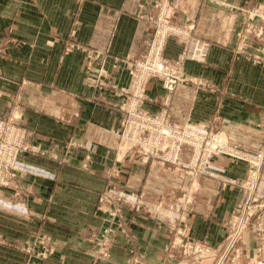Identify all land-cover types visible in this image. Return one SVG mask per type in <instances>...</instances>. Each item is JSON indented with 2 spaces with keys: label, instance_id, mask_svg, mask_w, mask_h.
Returning <instances> with one entry per match:
<instances>
[{
  "label": "crops",
  "instance_id": "obj_1",
  "mask_svg": "<svg viewBox=\"0 0 264 264\" xmlns=\"http://www.w3.org/2000/svg\"><path fill=\"white\" fill-rule=\"evenodd\" d=\"M175 1L173 22L192 20V34L206 40L209 51L202 61L186 62L185 80L168 104L162 80L150 79L145 91L157 101L143 106L155 114L166 110L174 125L222 130L240 148L264 153V20L254 14L264 12V0H247L258 6L248 11L208 0ZM153 3L0 0V117L20 88L21 125L30 143L19 155L26 172L12 180L25 207L0 206V264H171V226L181 227L184 216L192 237L220 247L194 264H231L235 255L234 264L259 259L255 220L238 238V252L226 258L223 246L234 208L251 195L264 204V161L253 176L249 162L219 155L211 160L213 175L193 177L182 165L121 154L124 105L136 59L150 50ZM244 25L263 36L245 38L237 49ZM174 38L166 49L170 59L181 50ZM181 159L188 160L185 151ZM109 184L116 197L135 193L141 206L121 205L117 219L125 232L117 229L110 257L96 261L90 237L107 225L99 198ZM187 189L188 204L182 203ZM15 192L0 185V202Z\"/></svg>",
  "mask_w": 264,
  "mask_h": 264
},
{
  "label": "built area",
  "instance_id": "obj_2",
  "mask_svg": "<svg viewBox=\"0 0 264 264\" xmlns=\"http://www.w3.org/2000/svg\"><path fill=\"white\" fill-rule=\"evenodd\" d=\"M254 14L264 20L263 11L256 9ZM172 27L173 24H171ZM156 35L160 36L159 44L155 46L152 43L148 55L135 62L133 85L130 91V100L127 102L129 106L126 108L128 113L127 123L125 122L123 130V135L125 133L129 134V138H124L125 151L128 153H144L148 157L147 160L159 158L165 163L182 165L186 170L190 171L193 177H197L201 173L213 175L214 172L210 170L212 158L226 155L249 162L256 169L252 173L255 176L264 161L263 152L252 154L240 148L230 142L227 134L222 130L210 129L191 123L184 126L174 125L170 122L166 110L162 115L156 116V114L143 106V103L150 99L145 91V86L150 79L162 80L167 104L177 84L185 80L182 63L179 60L173 61L163 56L162 42L165 39V35L161 34L159 30L156 31ZM161 36H164L162 40ZM21 136L17 139V144L20 146L19 139ZM18 150L13 155V160L15 161H17ZM183 151L188 156L186 161L181 159ZM8 165V163L0 164L2 166V181ZM19 165L21 164L19 163ZM248 184L250 187H254L253 180ZM256 200V197L251 195L234 208L233 215L235 219L233 220L236 222V226L234 227V232L231 233L228 250L232 252L236 249L238 238L255 220L253 217L257 216L258 219L256 218L255 221H257L256 223L260 229L261 240L259 259L256 264H264V204L257 203ZM212 252L213 250H211ZM235 257L237 256L235 255ZM235 262L236 259L231 260V264Z\"/></svg>",
  "mask_w": 264,
  "mask_h": 264
},
{
  "label": "rangeland",
  "instance_id": "obj_3",
  "mask_svg": "<svg viewBox=\"0 0 264 264\" xmlns=\"http://www.w3.org/2000/svg\"><path fill=\"white\" fill-rule=\"evenodd\" d=\"M153 14H151V19L153 21L154 25V33L151 36V44L153 43L155 46L159 44L160 40V34L156 35V31L159 30L161 34L165 35V39L163 40V56L165 58H168L166 56V49L168 46V43L170 42L171 38L175 37L174 40H177L179 43V47L181 48L179 56L175 59H170L173 61L179 60L180 63H182L183 66H185L186 62L188 60L191 61H202L204 60L206 56V52L209 51V44L206 43V40L200 39L195 37L193 33V29H190V24L186 26H181L175 22H173L172 18L175 14V7H176V1L175 0H153ZM210 3L215 4L217 7H233L234 9H241L244 8L247 11L253 10L254 8H257V4L252 5L251 2L244 0L246 2V6H240L237 2L232 0H208ZM173 24V27L171 28V24ZM246 25V24H245ZM245 25L242 29H240L237 33V37L239 42L237 41L236 48L239 49L241 46H243V39L247 38V41L251 38V42H254L256 40L255 36L259 37L262 34L255 33L254 30L249 29L248 32L245 31ZM178 30V31H177ZM192 31V32H191ZM244 34H248L247 37L244 36ZM174 32V33H172ZM169 33V34H168ZM168 34V37H167ZM263 36V35H262ZM164 38V36H161V40ZM242 39V40H241ZM148 55V54H147ZM146 55V56H147ZM145 56V57H146ZM142 58H137V60H141ZM11 96H8L10 103V109L8 113L4 117H0V164L8 163V168L5 171L4 178L2 181V166H0V185L4 186H13V188L16 189V192L14 193V196L10 200H6L7 203H10L13 205V208L15 210L24 209L25 207V200L23 197V194L21 193L19 186L13 185V178L16 176V174L24 173L25 167L22 165H19V155L24 150L29 149L30 143L27 140L28 139V130L21 125V117L23 116V101H22V92L20 91V88L15 92L11 93ZM125 112L126 117L123 121V127H122V137H121V143H122V151L121 154L128 155L130 154L131 157L134 156V159H140L141 161L147 160L148 157L144 153H138V152H131L128 153L125 151L124 138H129V134L125 133L123 135V130L125 127V122L128 116V113L126 111V108H128L129 103H125ZM152 112L151 110H149ZM165 110H162L159 114H156V116L162 115ZM153 113V112H152ZM155 114V113H154ZM170 120V119H169ZM171 122V121H170ZM127 123V122H126ZM192 124V123H191ZM186 125V124H185ZM22 135L19 139V142L21 143V146L17 144L18 137ZM136 139V138H135ZM2 148V150H1ZM19 149V150H18ZM17 152V161L13 160L14 153ZM159 159V158H158ZM161 160V159H160ZM18 163V164H17ZM120 173H116L115 176H118ZM111 176V175H110ZM192 176V174L190 175ZM187 177V174H186ZM192 180V179H191ZM112 182V181H111ZM16 183V182H14ZM112 186L109 184L107 186V189H105L101 194L99 198L100 208H102L106 213H108V220L107 225L91 234L90 240L95 243L96 248V256L95 260H107V258L110 257L113 249V240L115 238L116 230L121 229V224L118 222V214L121 210V205L123 203H129L134 205L135 207L141 206V203H139L138 199L133 198L131 195H135V193H131V195L124 196L123 194L118 197H116L114 194L113 189L110 188ZM186 193V198L182 203L188 204V202L191 200L190 195ZM159 207H163L164 204L162 202L158 203ZM183 209V206H180ZM172 208V206H171ZM169 208V209H171ZM185 209V208H184ZM148 212H152V208H148ZM184 212V211H182ZM230 219V225H229V232L227 233V236L224 239V242L227 241L224 244L225 248V255L226 258L228 256L231 257L232 252H238V248L230 249L232 252H229V246L231 241V233L234 232V227L236 226V222L233 220L235 219L234 215H231ZM258 219L257 216L253 217ZM179 221V220H178ZM180 221L183 223L181 227L177 225L178 227L171 226L173 224L170 223L171 226V232L173 233V241L172 245L167 248L166 253L167 257L169 256L171 258V264H194L197 261L203 260L207 257L214 256L217 251L216 249L219 248H213L208 241L204 240H197L194 237H192L187 231L188 222L184 216V218H180ZM257 222V221H256ZM258 225V224H257ZM259 227V226H258ZM123 232H125L123 230ZM259 238L261 240V234L259 229ZM207 242V243H206ZM260 247V245H259ZM211 250L213 252L211 253ZM232 259H236V257L233 256ZM231 263V261H230Z\"/></svg>",
  "mask_w": 264,
  "mask_h": 264
},
{
  "label": "clouds",
  "instance_id": "obj_4",
  "mask_svg": "<svg viewBox=\"0 0 264 264\" xmlns=\"http://www.w3.org/2000/svg\"><path fill=\"white\" fill-rule=\"evenodd\" d=\"M0 206H2L5 209H12L13 205H11L10 203L7 202H0Z\"/></svg>",
  "mask_w": 264,
  "mask_h": 264
}]
</instances>
